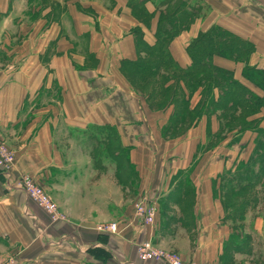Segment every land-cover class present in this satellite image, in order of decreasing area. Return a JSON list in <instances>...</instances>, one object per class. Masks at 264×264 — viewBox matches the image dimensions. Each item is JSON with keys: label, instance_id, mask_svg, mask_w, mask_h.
<instances>
[{"label": "crops", "instance_id": "1", "mask_svg": "<svg viewBox=\"0 0 264 264\" xmlns=\"http://www.w3.org/2000/svg\"><path fill=\"white\" fill-rule=\"evenodd\" d=\"M26 1H12L0 20L6 25L0 34L27 19ZM129 1H98L94 7L104 15L102 23L113 25L110 33L100 28L92 35L78 34L76 20L82 17L71 9L70 34L54 22L41 35H0V135L17 158L8 174L0 173V263L15 256L19 264H159L137 256L138 245L152 240L174 248L186 262L224 264L223 245L232 233L223 226L216 191H202L201 148L208 118L201 116L186 134L172 138L179 146L171 147L170 166L165 159L156 165L160 143L169 145L161 132L173 106L159 111L144 107L143 97L119 69L121 60L137 58L132 26L143 30L152 47L160 17L182 0H138L150 17L148 26L132 15ZM185 3L187 11L193 10V22L168 45L180 67L192 63L189 43L220 26L251 41L256 46L252 63L264 68V19L253 12L254 0ZM95 19L100 22L101 16ZM93 59L94 66H85ZM215 62L230 65L221 58ZM201 97L199 89L191 109ZM214 119H209L213 133ZM121 153L138 174V191L118 180ZM226 157L229 162V153ZM180 173H188L196 191H174L185 177ZM23 175L48 190L66 220L53 223L18 187ZM188 199L191 209L184 207ZM140 201L155 206L152 225H142L136 216L134 205ZM102 222H117L118 233H99L95 228Z\"/></svg>", "mask_w": 264, "mask_h": 264}, {"label": "trees", "instance_id": "2", "mask_svg": "<svg viewBox=\"0 0 264 264\" xmlns=\"http://www.w3.org/2000/svg\"><path fill=\"white\" fill-rule=\"evenodd\" d=\"M185 4V1H180L171 6L168 14L160 17L155 35L156 43L152 47L146 44L141 28L133 31L137 59L123 61L122 70L126 76L135 75L140 81L153 78L158 79L159 83L163 82L158 90L163 96L161 101L167 102L168 106L171 105L174 109L164 127L165 134L172 132L176 136L178 132L187 131L196 124L201 116L213 115L220 120V125L211 137L219 139L228 131L237 133L238 138L244 132H253L255 138L252 157L247 162L241 161L240 166L247 167L246 173L228 179L225 186V189L236 191L235 193L251 191L264 175V126L261 125L264 121V68L251 62L256 53V46L251 41L220 26H213L201 32L189 43L187 52L192 63L187 68L180 67L172 58L168 45L180 31L188 28L193 22V10L187 11ZM129 5L138 9L144 17H149L138 0H130ZM143 54L145 58L142 57ZM216 58L242 63L240 78L235 70L216 64ZM199 89L202 94L200 104L191 109V97ZM150 105L153 108V104ZM259 114L261 116H257ZM236 122L241 123L242 127H238ZM208 129L211 132L209 124ZM255 165H259L258 172L253 170ZM237 171H240L239 167ZM174 191H193V187L181 179ZM228 193L229 191H226V194ZM252 203L251 199H240L235 201L232 207H226L233 208L236 218L241 219ZM234 215L232 214V217ZM238 238L233 234L225 244L222 256L225 264L226 261L232 260L234 253L252 252V249L239 242Z\"/></svg>", "mask_w": 264, "mask_h": 264}, {"label": "rangeland", "instance_id": "3", "mask_svg": "<svg viewBox=\"0 0 264 264\" xmlns=\"http://www.w3.org/2000/svg\"><path fill=\"white\" fill-rule=\"evenodd\" d=\"M12 1H18V0H0V20L1 21L6 18V14H7L6 11L11 7ZM98 1L107 2V0H46L44 2L42 0H28V2L26 1L27 8H26V13H25V16L27 19L25 20L21 19L19 27H16V29L13 27V29L9 31L6 30L7 32H5L4 34H0V35H41L46 30H49L51 24H53L54 22H58L60 24L62 33L70 34L71 32L70 30V20H71L70 10L71 9L73 10V13L76 12L80 17H82V21L80 19L76 20L77 27H78V32H77L78 34L92 35L98 32L100 28L102 30L104 29L105 32L108 31L110 33L113 29V25L109 23V21H107L106 23H102L104 20L103 18L104 15L101 14L98 9L94 8L96 7V5H100ZM254 2L255 3L252 6L253 12L255 13V15H259V16L262 15L261 18L264 19V0H254ZM170 6H172V4H170ZM23 7L25 9V4L22 5L21 9H23ZM129 8L132 11H134L132 12V15L136 16L140 22H143L145 26L149 25L148 23L150 22V17H144L142 13H139L138 9H134L131 6H129ZM107 12H109L110 16H113V13H111L112 11H107ZM95 15L101 16L100 22H98L97 19H95ZM115 21L117 22V20ZM5 26H6L5 24L4 25L0 24V33L4 31V29L6 28ZM128 27H129V24L127 28ZM134 30L135 29L132 26L130 31L133 32ZM82 33H87V34H82ZM83 40L85 39L83 38ZM142 57L145 58V55L143 54ZM223 60L230 63V65H227V64L223 65L224 67L235 70L237 76L240 74L241 69L243 67L242 63H236L228 59H223ZM252 60H254V58H252ZM123 61L125 60H121L120 62V66H119L120 72L126 78V81L131 86V88L135 89V91L139 93L140 96L143 97L141 98V100L144 103V107L151 108L150 104H153L152 105L153 108L151 109L159 111V110H164L165 108L171 106V105L168 106L167 102L163 103V101H161L163 100L162 99L163 96L162 94L158 93V90L162 86L163 82L159 83L158 79H153V78L146 79V81H140L136 79L135 75H132V74H129L126 76L124 74V71L122 70ZM94 65H95L94 59L91 60L89 63L87 62L85 64V66H88V67L89 66L92 67ZM146 98H148L149 100H147ZM160 105H163V106L161 107ZM257 116H261V115L259 114ZM170 117L171 116H169L168 121L170 120ZM207 118H208V124H210V120L211 118L214 119V116L213 117L208 116ZM215 118L216 119H214V127L217 132L219 129L218 127L220 125V120H218L216 116ZM236 124L239 125L238 127H242L241 123L236 122ZM261 125L264 126V121L262 122ZM161 134L164 137L165 141H169L168 143L169 145L165 146L160 143L159 148H158L160 153L158 157H156V165L161 166L165 159V165L167 164L168 166H170L171 161H172L171 159H169L171 147L179 146V144L177 143L178 141H175L176 143H173L171 140L172 138L173 139H178V137L180 138V136L186 134V131H183V132L180 131L175 136L174 133L172 132L169 134H165L164 129H163ZM211 135L213 136V132L212 130L210 132L208 129L206 132V139L202 142V148H201V151H202V161H201L202 162V191H216V198L219 199V202L224 209V213H223L224 218L222 221L223 226L225 225L224 227H227L228 230L231 231L230 232L232 233L231 235L234 234L235 236L239 237L238 238L239 242H243L245 245H247V247L252 249L251 253H236V254L234 253L232 260L226 261V264H264V175L260 178L256 187L252 189L251 191L235 193L236 191L234 192L231 191L230 186H229L230 190L225 189L228 179H231L232 177L234 178L238 175H244L246 173L247 167L243 168L244 166H242L241 168L240 166L242 162H247L252 157V154L254 151L253 150L254 149V144H253L254 139L252 138V136L255 137V134L253 132L247 131V132H244L242 135H239L237 138L236 137L237 133L227 131L226 133L221 135L219 139L218 137L216 138L215 136L211 137ZM248 136H250L248 141L251 143V146L249 147H247V144H245L247 142ZM243 138L245 139L242 140ZM1 139L5 143V145L11 151L15 153V151L8 146V144L6 143L5 140H3L2 137ZM241 140L242 142L239 145L235 146V149H232L230 147L232 144L233 145L237 144ZM229 141L230 143L228 147L230 149H226L227 147H225V144H228ZM244 144L246 146H243ZM240 145L242 146V148H239L241 147ZM228 153L231 156L229 162L226 161L227 157L225 158V156ZM121 155H122V157L120 158L121 163L119 164L120 174L118 176L119 177L118 180L121 183V185L123 184L126 187H128L129 191H138V178H137L138 174L135 172L134 168L130 165V162H129V159L127 158L126 153H121ZM16 159H15V164H16ZM224 160L226 161L225 163H224ZM238 167L240 171H237ZM252 167H253V164H252ZM253 170L258 172L259 165H255ZM182 175L185 176L182 179H184L185 182L187 181L193 187V185L191 184L188 178V173L187 174L181 173L180 175H178V177ZM26 176H29V175H26ZM21 177L19 178V181ZM29 177L34 179V177L32 176H29ZM238 183L239 181L237 179V185ZM243 183L245 182L243 181ZM44 191H48V190L44 189ZM193 191H196V188H193ZM226 191H229V193L226 194ZM46 193L51 197V195L48 192ZM240 199L241 200H244V199L253 200V203L247 208V210H245V213L243 214L241 219L236 218V216L233 213V208L230 209L229 207L228 208L226 207L228 205L232 207L233 204H235V201L240 200ZM190 204H191V201L188 199V201L185 202L184 207L185 208L187 206L190 207ZM168 205H169V202H168ZM163 206L168 207L166 202L163 203ZM189 209H191V207ZM135 214H137L136 211H135ZM188 214H190V210L186 215ZM232 214L234 215L233 217H232ZM63 220H66V216L61 213L60 219H58L57 221L53 223L63 221ZM218 222H219V217H218ZM112 223L116 224L117 229L115 232H108L107 230L103 231L100 229V228L103 229L104 227H107L108 225ZM217 226H220V224H217ZM95 229L99 233H103V234H116L119 231V225L117 222H102L98 224ZM154 245L157 248H160L161 250L167 253H175L179 255L182 258V260L186 262V260L182 257V255L178 253L174 248L170 246L167 247V246H160V245L158 246L156 244ZM224 247H225V244L223 245V254H224ZM138 251L139 250L137 247V256H138V259L142 262H145V263L146 262H157L159 264H168L165 260L144 261L140 258ZM252 255H254L255 257L254 260H252V257H253ZM234 256H237V258H234Z\"/></svg>", "mask_w": 264, "mask_h": 264}, {"label": "built area", "instance_id": "4", "mask_svg": "<svg viewBox=\"0 0 264 264\" xmlns=\"http://www.w3.org/2000/svg\"><path fill=\"white\" fill-rule=\"evenodd\" d=\"M16 155L11 151L0 137V173L8 174L11 168L15 165ZM18 187L22 189L26 195L35 202L43 211H45L52 222L57 221L61 217L58 205L44 191V189L29 176H22L18 182ZM136 216L141 220L142 225H152L155 221L156 208L144 201L135 204ZM106 228V229H104ZM103 231L115 232L117 227L115 223L104 227ZM139 256L142 260H165L168 264H196L194 262H184L182 258L175 253H167L160 248H157L152 240H145L138 246ZM0 264H19L15 256L6 258Z\"/></svg>", "mask_w": 264, "mask_h": 264}]
</instances>
